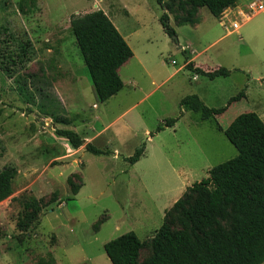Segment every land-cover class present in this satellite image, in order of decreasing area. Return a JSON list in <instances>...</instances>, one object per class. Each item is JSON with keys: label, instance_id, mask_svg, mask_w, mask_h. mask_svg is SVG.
I'll return each instance as SVG.
<instances>
[{"label": "rangeland", "instance_id": "374dc122", "mask_svg": "<svg viewBox=\"0 0 264 264\" xmlns=\"http://www.w3.org/2000/svg\"><path fill=\"white\" fill-rule=\"evenodd\" d=\"M21 1L0 0V64L11 69L10 77L0 70V170H17L12 195L0 202V264H37L49 254L57 264H111L103 246L129 232L144 243L143 260L165 212L211 168L237 156L223 132L182 109L181 99L196 95L219 109L244 90L216 122L224 131L248 112L264 122V13L255 20L260 32L249 24L229 35L206 8L194 25L176 26L169 15L173 42L156 0H26L22 10ZM97 10L110 14L135 55L118 70L123 88L104 103L70 30L73 17ZM26 42L22 65L16 56ZM187 61L230 75L195 76ZM18 80L33 104L17 92ZM59 130L78 134L82 146L73 149ZM88 143L109 155L87 152Z\"/></svg>", "mask_w": 264, "mask_h": 264}, {"label": "trees", "instance_id": "16d2710c", "mask_svg": "<svg viewBox=\"0 0 264 264\" xmlns=\"http://www.w3.org/2000/svg\"><path fill=\"white\" fill-rule=\"evenodd\" d=\"M26 0H22V10ZM34 2L35 0H30ZM164 13L159 18L165 34L177 42L169 15L177 26L195 24L200 8H206L220 19L239 0H156ZM177 13L182 14L179 16ZM71 34L87 69L97 100L104 103L115 96L123 82L118 70L133 52L124 38L103 11L97 10L70 20ZM24 65L29 60V43L22 45L16 56ZM12 63L15 60H11ZM185 68L194 74L214 80L226 78L230 71L218 68L203 71ZM8 77L11 69L0 64ZM17 92L29 104L35 101L25 82L18 80ZM37 93L40 95L41 90ZM41 96V95H40ZM245 97L242 90L230 98L223 108H208L196 95L180 101L185 111L199 114L201 120L214 123L237 151V156L208 171V177L188 187L182 196L164 214L160 228L149 241L150 255L140 260L144 246L133 232L123 234L103 246L111 264H262L264 263V122L254 112L238 115L222 130L215 117L227 107ZM42 98V97H41ZM44 99V98H42ZM178 119L165 120L157 131L172 127ZM73 149L82 146L83 140L73 131L59 130ZM85 150L95 156L109 155L88 143ZM144 146L126 160L135 164L143 155ZM2 150L0 149V156ZM17 170L5 166L0 170V202L12 195V184ZM76 194V192H75ZM37 264H57L52 255L39 259Z\"/></svg>", "mask_w": 264, "mask_h": 264}, {"label": "crops", "instance_id": "0c3cea01", "mask_svg": "<svg viewBox=\"0 0 264 264\" xmlns=\"http://www.w3.org/2000/svg\"><path fill=\"white\" fill-rule=\"evenodd\" d=\"M264 0H239L235 6L228 8L227 10H225V12L223 13L222 17L218 20L222 21L220 22V25H222L223 27H226L227 29V35L234 33L235 31L232 30L230 28V25L232 22H235L238 19L241 20V23H239V29L238 31L245 26L249 25L251 27V29H253L254 32H260L261 28H262V23L261 21H255L257 17H259L261 14H263L264 12L261 11H255L252 12L249 9V6L251 4H254L257 7H259L260 4H264L263 2ZM209 12V11H208ZM104 14L112 21V17L110 16V14H108L107 12L104 11ZM212 16V15H211ZM197 23V22H196ZM195 23V24H196ZM264 23V22H263ZM176 25V24H175ZM194 25V24H193ZM225 25V26H224ZM115 26V25H114ZM177 26V25H176ZM116 28V27H115ZM119 32V30H118ZM124 38V37H123ZM125 39V38H124ZM180 49L182 50V53L185 51V53L187 54L186 50H183V47H180ZM135 55L133 53L132 58H134ZM131 58V59H132ZM130 60V59H129ZM128 60V61H129ZM128 61L126 63H128ZM125 63V64H126ZM189 63V61L186 62V64ZM185 66V63H184ZM193 68H198V67H193ZM204 71V70H203ZM193 73V72H192ZM194 74V73H193ZM195 76H198L196 74H194ZM202 77V76H201ZM200 99V98H199ZM131 109V108H129ZM185 192V191H184ZM182 196V195H181Z\"/></svg>", "mask_w": 264, "mask_h": 264}, {"label": "built area", "instance_id": "2783aa9c", "mask_svg": "<svg viewBox=\"0 0 264 264\" xmlns=\"http://www.w3.org/2000/svg\"><path fill=\"white\" fill-rule=\"evenodd\" d=\"M259 8H261V7H257L256 8V6L254 5V4H251L250 6H249V9H250V11H251V13L252 12H255L257 9H259ZM225 26V25H224ZM230 28L232 29V30H238L239 29V23L237 22V21H235V22H232L231 23V25H230Z\"/></svg>", "mask_w": 264, "mask_h": 264}, {"label": "water", "instance_id": "95a60500", "mask_svg": "<svg viewBox=\"0 0 264 264\" xmlns=\"http://www.w3.org/2000/svg\"><path fill=\"white\" fill-rule=\"evenodd\" d=\"M36 119L40 122H42L43 124H49V120L48 119H44V118H41V117H36Z\"/></svg>", "mask_w": 264, "mask_h": 264}]
</instances>
